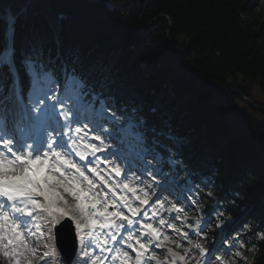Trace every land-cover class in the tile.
<instances>
[{"label": "snow or ice", "instance_id": "obj_1", "mask_svg": "<svg viewBox=\"0 0 264 264\" xmlns=\"http://www.w3.org/2000/svg\"><path fill=\"white\" fill-rule=\"evenodd\" d=\"M48 6L37 0H0L5 27L0 40V264H59L61 226L74 233L78 245L77 258L67 257L68 264H234L215 255L214 246L210 255L199 239H190L164 217L178 214L174 220H183L201 236L200 220L195 226L187 223L184 208L163 195L174 178L161 182V170H150L147 159H157L158 138L176 141L159 102L147 103L157 66L121 50L103 60L91 58L65 38L63 16L45 15L42 9ZM116 70L127 73L121 95L115 96L127 105L123 119L109 112L90 87L98 71ZM172 94V89L163 92ZM234 143L225 137L213 148L231 170L229 210L247 214L255 176L264 189V147L258 166L250 170L241 163L247 147ZM134 172L149 180L137 179ZM259 210L264 215V196ZM165 226L188 246L171 240L162 232ZM217 226L223 228V221ZM253 236L264 240L259 230ZM169 244L183 247L184 254ZM153 248L166 249L164 259ZM235 256L246 259L240 251Z\"/></svg>", "mask_w": 264, "mask_h": 264}, {"label": "trees", "instance_id": "obj_2", "mask_svg": "<svg viewBox=\"0 0 264 264\" xmlns=\"http://www.w3.org/2000/svg\"><path fill=\"white\" fill-rule=\"evenodd\" d=\"M37 2L49 5L42 9L48 17H64L65 38L91 58L103 60L121 50L138 62L157 66L158 75L149 85L151 93L146 99L147 103L159 102L175 129V142L159 138L171 150L160 151L175 162L168 172L190 176L188 185L202 199L212 193L207 209L198 205L203 216L209 217L214 206L225 219H235L240 213L229 210L232 198L227 195L231 170L213 146L230 137L234 147L244 145L248 149L241 163L250 170L259 164L260 149L264 147V0ZM161 16L167 21L158 20L149 26ZM3 28L0 22V40ZM24 30L21 24V34ZM21 75L26 86L23 70ZM126 78L127 73L120 70L98 71L93 78L99 89H92L93 93L113 99L121 119L127 105L115 96L121 95ZM165 89L174 90V94L165 97ZM240 94L248 100L241 99ZM259 182L260 177L255 176L250 198L256 217L254 231L245 234L241 228L229 231L225 227L215 233L221 240L228 234L230 239L246 235L247 264H264V240L253 236L264 225L259 210L264 189ZM253 246L255 251L247 250Z\"/></svg>", "mask_w": 264, "mask_h": 264}, {"label": "rangeland", "instance_id": "obj_3", "mask_svg": "<svg viewBox=\"0 0 264 264\" xmlns=\"http://www.w3.org/2000/svg\"><path fill=\"white\" fill-rule=\"evenodd\" d=\"M149 179H146V182L148 181ZM176 215H178V214H176ZM181 238L183 239V241H185L184 240V238L181 236ZM194 240H197V239H194ZM201 242V241H200ZM178 243H180L181 245H183V247H187L188 245H187V242H181V241H179ZM169 247H171V246H169ZM183 247L182 248H176L177 250H174V251H176V252H178L180 255H183ZM226 260H230V261H232V258H225ZM214 264H216V263H214Z\"/></svg>", "mask_w": 264, "mask_h": 264}]
</instances>
